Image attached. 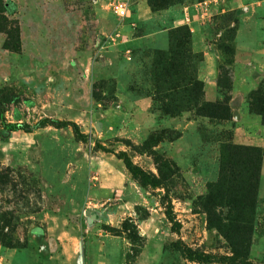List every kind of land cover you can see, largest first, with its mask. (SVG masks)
I'll return each mask as SVG.
<instances>
[{
	"label": "rangeland",
	"instance_id": "1",
	"mask_svg": "<svg viewBox=\"0 0 264 264\" xmlns=\"http://www.w3.org/2000/svg\"><path fill=\"white\" fill-rule=\"evenodd\" d=\"M198 1L0 0L21 37L12 53L0 33L4 121L32 128L8 131L0 118L2 264H59L68 249L77 264H201L184 247L210 264H264V143L237 135L240 108L264 130V74L245 108L233 73L243 15L264 31V0L250 10L223 0L225 13L195 34L181 13ZM98 146L126 152L162 186L142 187Z\"/></svg>",
	"mask_w": 264,
	"mask_h": 264
},
{
	"label": "crops",
	"instance_id": "2",
	"mask_svg": "<svg viewBox=\"0 0 264 264\" xmlns=\"http://www.w3.org/2000/svg\"><path fill=\"white\" fill-rule=\"evenodd\" d=\"M203 1L216 2V3H213V5L211 4V11H215L216 16L210 22H207V21L203 22V21H199L196 19V16H195L196 11H195L194 5H196L199 2H203ZM249 3H250L249 0H247V2H245V0H242V6L245 8V5H247V7L250 10V8L252 7ZM225 6L226 5L223 0H201L189 6H186L184 7L181 13V20H182L181 25H186L185 18H186V13L188 12V15L190 16V19H191L189 28L192 33L197 34L198 32H200L199 30L201 28L205 26H210L212 23H214L217 17L225 13ZM230 6H232L231 8H233L235 7V4L233 3ZM187 7H189V9L186 12ZM248 13L249 12H247L246 16L244 13L243 19L241 21V25L237 31L236 41H237V46L239 45L240 48L237 51L238 54L235 56L237 63H236L235 70L233 72L235 78L237 75L242 77L241 85L243 86L242 92L245 93V108L247 107L246 97L248 93L256 85L254 79L257 78L260 81L262 75L264 74V38L260 37V35L264 34V31H261L259 29L258 23L255 21V19H253L250 15H248ZM253 28L257 29L256 34L252 32ZM245 38L248 39L247 42H245ZM252 50H254L255 52H251ZM209 80L210 79H207V81ZM209 85L216 87V83L214 82L213 83L210 82ZM236 86H237V83L236 84L234 83V88H236ZM239 110L240 111L238 113V118H240V123L245 125V129L242 130V128H240V130L237 131V135L245 139L246 144L257 145V146L263 145L264 143V140H263L264 132L263 131L264 130H262L261 128L262 124H261L260 117L247 114L242 111V108H240ZM118 163H119L118 166L121 170L122 165L120 164V162ZM125 175L127 174L125 173ZM262 175L264 177V159H263V166H262ZM127 177L128 176H126L125 180L128 179ZM118 179H119V176H118ZM118 179L113 180V184L114 186H117L118 188H120V182L118 181ZM118 192L119 191L117 190L115 194H117ZM112 194L113 193L111 192L110 195L112 196ZM65 249H68V248L65 247ZM66 251H69L70 253V255L67 257L68 260H66V262H62L59 264H77L76 259L74 258V255L72 254V251H70L69 249ZM92 252L96 253L97 251L93 250ZM52 258L56 259V256H53ZM97 258L98 257L95 255H90L88 257L89 261L86 262V264H106L107 263L106 261L99 262ZM57 263L58 262L56 260H52L51 262V264H57Z\"/></svg>",
	"mask_w": 264,
	"mask_h": 264
},
{
	"label": "trees",
	"instance_id": "3",
	"mask_svg": "<svg viewBox=\"0 0 264 264\" xmlns=\"http://www.w3.org/2000/svg\"><path fill=\"white\" fill-rule=\"evenodd\" d=\"M3 8L4 9L0 10V33H3V35L5 36V39L3 42V48L12 53H20L21 51L20 27L16 20H9V18L6 15H4L5 13H9V11L5 7V5ZM184 28L190 32V29L187 26H185ZM226 84L227 83L224 82L223 86H225ZM0 118L3 121L2 122L3 127L8 131H12V132L23 131V132L29 133L32 130L31 126L25 123L7 124L4 121V109H3L1 101H0ZM47 125H52L55 128H63V127L72 125L74 127L76 136L78 138L82 137V135L80 134L78 130V127L71 122L42 119L41 121L37 123V127H45ZM98 148L100 150H103L106 153L115 155L117 159L121 160L127 172L131 175V177L134 180L138 181V183L142 187H150V188L156 189L162 186V182L159 178L150 175L149 173L144 171L141 167L136 165L126 152L115 153L114 151L107 150L103 148L102 146H98ZM166 213L169 219L173 221V217H171L170 210L167 211ZM181 253H182V256L186 260L190 262L201 263V264H210V263H213L217 259L216 257L210 254H204L198 251H193L192 249L188 247L182 248ZM219 260L226 261L227 263L232 264V263H236L237 261H239V258L236 256L220 257ZM240 263L251 264L250 262H247L245 260L240 261Z\"/></svg>",
	"mask_w": 264,
	"mask_h": 264
},
{
	"label": "built area",
	"instance_id": "4",
	"mask_svg": "<svg viewBox=\"0 0 264 264\" xmlns=\"http://www.w3.org/2000/svg\"><path fill=\"white\" fill-rule=\"evenodd\" d=\"M213 3H216V2L203 1V2H199L196 5H194L195 11H196V14H195L196 19L199 21H203V22L212 21L213 18L216 16L215 11H211V4L213 5ZM110 9L112 13L119 19H124L128 16V7L125 2H121V1L114 2L111 4ZM188 9L189 7L186 8V12L188 11ZM185 22H186L185 26L189 28L191 19H190V16L188 15V12L186 13ZM1 263H2V257L0 256V264Z\"/></svg>",
	"mask_w": 264,
	"mask_h": 264
},
{
	"label": "water",
	"instance_id": "5",
	"mask_svg": "<svg viewBox=\"0 0 264 264\" xmlns=\"http://www.w3.org/2000/svg\"><path fill=\"white\" fill-rule=\"evenodd\" d=\"M86 214H87V216H89L90 215V212L88 211Z\"/></svg>",
	"mask_w": 264,
	"mask_h": 264
}]
</instances>
